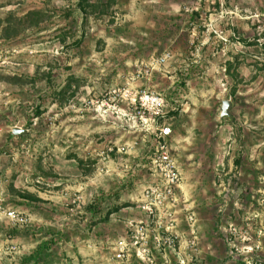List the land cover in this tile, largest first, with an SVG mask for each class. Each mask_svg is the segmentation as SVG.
<instances>
[{"label":"rangeland","instance_id":"1","mask_svg":"<svg viewBox=\"0 0 264 264\" xmlns=\"http://www.w3.org/2000/svg\"><path fill=\"white\" fill-rule=\"evenodd\" d=\"M104 2L86 15L77 0H0V208L30 219L20 229L0 216V245L21 247L0 264L109 256L151 182L155 127L133 103L142 91L163 102L156 123L172 129L178 208L197 220L189 264H264V0Z\"/></svg>","mask_w":264,"mask_h":264},{"label":"built area","instance_id":"2","mask_svg":"<svg viewBox=\"0 0 264 264\" xmlns=\"http://www.w3.org/2000/svg\"><path fill=\"white\" fill-rule=\"evenodd\" d=\"M168 56H161L159 59H151L144 72L151 73L157 66L163 64ZM133 103L135 109L139 110L140 119L147 127H155L151 132L153 135L154 146L149 156L148 171L150 172L151 182L145 186L140 194L138 201V217L129 219L125 224V232L122 237L117 238L111 243L109 256L102 264H153L154 254L158 253L165 257L168 252L177 256L179 264H189L195 258L197 251V220L195 213L188 209H179L181 202L178 193H182L181 176L178 172L175 161L171 156V149L168 140L172 136V129L168 125L157 126L158 117L162 100H157L152 94L146 91L139 93L137 100ZM149 108V109H148ZM142 110V111H141ZM146 111H151V115L145 118ZM185 211L183 217L186 234L189 240L185 242L188 254L185 256V249L179 245L176 250V242H181V235L177 232L179 221L177 213ZM0 216L6 219L12 227L25 228L30 219L23 213L11 210H2ZM181 244V243H180ZM21 255V247L16 244L0 245V262L5 258L15 262Z\"/></svg>","mask_w":264,"mask_h":264},{"label":"trees","instance_id":"3","mask_svg":"<svg viewBox=\"0 0 264 264\" xmlns=\"http://www.w3.org/2000/svg\"><path fill=\"white\" fill-rule=\"evenodd\" d=\"M113 1L114 0H107V4L109 5V4L113 3ZM101 3H106V2H104V0H77V7L81 11V13L88 15V14L92 13L93 11H96L97 8H99V6L101 5ZM101 7L105 8V6H103V5H101ZM102 13H104V12H102ZM232 67H233L232 63H227L226 67H225V71H226L227 75H229L230 77L234 76V74L231 73L232 70H233V72L235 71L234 68H232ZM71 81H72V78H69L65 88H63L61 90V92H59V95H62V94L67 92V90L71 87ZM35 113H36L35 115H37V116L40 115V112H38L37 110L35 111ZM18 196H20V198H22L23 200H27L29 202H39L40 201L36 196L29 194V193H24V194H21ZM124 207H126V206H124ZM109 215H110V212L106 214V218Z\"/></svg>","mask_w":264,"mask_h":264},{"label":"water","instance_id":"4","mask_svg":"<svg viewBox=\"0 0 264 264\" xmlns=\"http://www.w3.org/2000/svg\"><path fill=\"white\" fill-rule=\"evenodd\" d=\"M230 102L225 101L222 103V107H221V113H220V117H230V115L228 114V110L230 109ZM12 136H17L20 137L22 135H25L26 132L25 131H21V130H13L12 131Z\"/></svg>","mask_w":264,"mask_h":264}]
</instances>
